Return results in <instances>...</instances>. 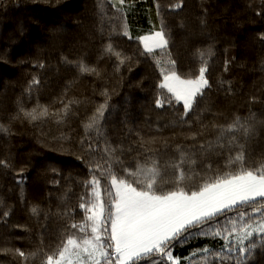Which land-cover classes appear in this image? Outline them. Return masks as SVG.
Instances as JSON below:
<instances>
[{
  "label": "snow or ice",
  "instance_id": "6c2138e0",
  "mask_svg": "<svg viewBox=\"0 0 264 264\" xmlns=\"http://www.w3.org/2000/svg\"><path fill=\"white\" fill-rule=\"evenodd\" d=\"M4 2L0 0V4ZM42 2L59 4L60 0ZM135 2L107 0L111 14L104 11L102 3L98 4L101 18L108 17L111 21L108 33L135 39L142 48L140 55L155 65L159 74L155 107L180 106L179 123L188 125L187 138L193 143L177 144L170 153L167 140L129 130L138 138L133 141L137 148L113 145L106 134L105 114L110 96L104 89L103 103L81 121L84 136L78 143L90 155L91 162H87L90 175L82 183L84 192L78 197L76 208L65 206L58 210L56 215L64 222L46 242L47 226L41 224V218L46 221L48 215L38 206H32L30 217L44 230L37 234V242L30 249L7 241L0 245V255L10 257L8 264H182V261L184 264H249L256 249H264V154L255 156L249 147L259 130L264 129V117L250 112L246 117L233 115L227 123L217 122L215 117L221 113L212 112L206 102L213 90L207 75L214 55L212 48L196 50L194 71L185 70L174 55L175 41L166 13L182 9L183 0L166 5L155 0L159 27L153 25L146 34L133 37L127 19ZM179 27H184L183 22ZM105 57L115 59V72H120L126 64L131 70L133 56L117 47L111 35L100 58ZM63 59L73 66L77 78L103 79V69L98 63L85 58ZM229 63L225 61V71ZM39 66L44 67L42 63ZM40 84V79L33 77L26 92L31 95ZM219 84L221 87L227 84L225 94L233 95L231 81L221 80ZM70 90L71 83L52 105L41 104L37 99L29 108L18 101L12 120L27 121L38 127L48 123H55L58 128L69 127L78 117L82 103L68 95ZM206 112L214 117L208 123L202 119ZM193 117L199 125L195 131L191 126ZM209 132L212 138H208ZM0 133L13 134L11 127L4 124H0ZM56 139L63 148L64 142L72 137L62 132ZM158 139L165 146L163 152L154 147ZM133 152L129 163L126 154ZM69 154L73 153L69 151ZM77 159L84 157L78 155ZM11 167L8 159H0V168ZM17 183L21 185L23 198L24 181ZM10 215L11 207H8L0 218ZM15 227L31 232L27 225ZM196 238L222 244L219 247L205 244L183 258L173 255L176 247Z\"/></svg>",
  "mask_w": 264,
  "mask_h": 264
},
{
  "label": "trees",
  "instance_id": "16d2710c",
  "mask_svg": "<svg viewBox=\"0 0 264 264\" xmlns=\"http://www.w3.org/2000/svg\"><path fill=\"white\" fill-rule=\"evenodd\" d=\"M176 0H161L162 5ZM111 14L107 0H60L59 4L42 0H5L0 4V124L9 125L12 135L0 133V159H8L9 169L0 168V216L11 207V215L0 218V245L8 242L22 249H30L37 242V234L46 225L47 236L55 235L63 220L56 215L65 206L76 208L83 194V181L89 178L87 162L91 157L81 150L79 138L84 136L81 121L103 103L101 95L108 90V112L105 127L113 145H131L138 139L129 130L139 131L145 137L156 136L167 140V151L193 142L187 138L188 125L179 123L180 106L176 109L155 107L159 74L152 61L140 55L138 42L108 33L111 23L101 18L98 4ZM183 8L166 13L167 24L175 41L174 55L185 70H195L196 50L212 48L207 75L213 83L206 102L219 123L229 122L233 115L246 117L250 112L264 117V0H183ZM183 22L184 27H179ZM127 23L131 34H146L152 26L159 27L155 0H136L128 13ZM103 28V30H102ZM109 35L117 47L133 56L131 70L126 64L115 72L114 58L101 59ZM85 58L98 63L103 69V79L83 76L77 78L73 66L64 62ZM229 61L225 71V61ZM43 64L41 68L39 65ZM33 77L40 79L29 95L26 89ZM231 81L233 95H226ZM71 83L68 95L82 101L78 117L69 127L58 128L55 123L42 127L27 121L12 120L18 101L32 107L38 99L41 104L52 105ZM58 107V105H56ZM190 116L192 114H189ZM212 113L203 114V122L213 119ZM192 130L199 125L193 117ZM70 134L71 141L56 139L61 133ZM208 138H212L211 132ZM161 152L165 146L160 139L154 145ZM253 155L264 154V129L251 141ZM69 150L73 154H69ZM84 157L83 160L77 156ZM133 153L126 159L132 162ZM23 179V198L21 185ZM59 182L58 184L56 182ZM38 206L48 215L41 224L30 217L29 209ZM79 213V209H77ZM79 219V215H77ZM5 220L7 222H5ZM15 225H27L24 232ZM219 247L221 241L196 238L191 243L178 246L173 255L188 256L192 249L203 245ZM10 257L0 255V264H8ZM182 264L184 262L182 261ZM249 264H264V249L257 248Z\"/></svg>",
  "mask_w": 264,
  "mask_h": 264
}]
</instances>
